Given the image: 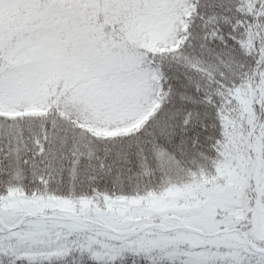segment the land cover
<instances>
[{"label":"snow or ice","instance_id":"obj_1","mask_svg":"<svg viewBox=\"0 0 264 264\" xmlns=\"http://www.w3.org/2000/svg\"><path fill=\"white\" fill-rule=\"evenodd\" d=\"M0 264H264V0H0Z\"/></svg>","mask_w":264,"mask_h":264}]
</instances>
